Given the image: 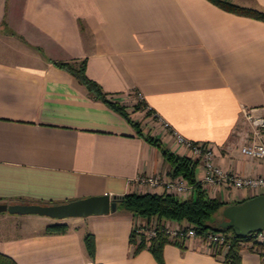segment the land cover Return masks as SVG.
Here are the masks:
<instances>
[{"label": "crops", "instance_id": "1", "mask_svg": "<svg viewBox=\"0 0 264 264\" xmlns=\"http://www.w3.org/2000/svg\"><path fill=\"white\" fill-rule=\"evenodd\" d=\"M231 1L264 9V0ZM81 58L85 73L125 104L137 126L56 63ZM138 93L144 105L133 109ZM242 105L264 111L263 19L213 0H0V201L120 196L148 190L137 175L173 176L160 147L143 135L179 153L152 110L184 136L208 142L228 172L264 173V156L242 151L249 139ZM201 167L197 160L196 178ZM249 195L246 186L216 194L230 202ZM37 215L45 214L0 210V252L18 264H160L145 238L134 250L140 215L128 208L45 218L43 228L22 232ZM15 219L17 234L8 230ZM55 221L66 229L46 231ZM239 243L241 264H264L260 246ZM223 251L195 236L164 242L162 257L164 264H234Z\"/></svg>", "mask_w": 264, "mask_h": 264}, {"label": "trees", "instance_id": "2", "mask_svg": "<svg viewBox=\"0 0 264 264\" xmlns=\"http://www.w3.org/2000/svg\"><path fill=\"white\" fill-rule=\"evenodd\" d=\"M218 5L235 11L257 17L264 20V9L245 6L232 2L231 0H213ZM56 63L69 71H71L81 82H83L87 89L95 96L107 101L112 107L117 109L120 113L129 118L134 125H138V120L131 118L128 111L125 108V104L116 99H110L106 96V92L102 90L97 81L90 78L85 73V59L81 58L77 61L57 60ZM144 103L138 98L133 104L132 108H142ZM149 110V109H148ZM147 111V110H146ZM140 131V129H138ZM141 132V131H140ZM146 139L152 143H155L160 147L163 155L171 165L173 174L181 173L192 184V190L187 196H179L172 192L165 190L161 191H128L117 197V206L125 207L131 210L134 214L142 217H148L154 215L157 217L158 222L164 221L166 218L177 219L183 222H188L190 225L197 228L199 232L206 229H222L229 233L226 239L227 245L215 244L213 248L214 253H219L224 248V258L234 264H241L239 247L240 241L250 237L251 232L238 235L233 232L230 226L221 227L218 221L222 217L220 209L221 207L230 202L223 200L216 195H209L201 182L195 176V164L196 159L179 154L173 150H170L168 146L162 144L161 140L151 133L143 134ZM245 198V197H244ZM243 199V198H241ZM241 199L235 200L239 201ZM41 202H50V200H39ZM67 227V223L63 221L50 222L45 225L46 231H64ZM138 235L139 239L136 241L135 237ZM130 240L135 242L134 250L145 245L144 235L136 233L133 229L131 231ZM173 240L179 244H182L181 239L169 237L162 229L150 238L147 247L152 252L154 257L160 264H164L162 257V246L164 242ZM83 241L85 248L89 255L94 251V238L91 231H86L83 235ZM0 264H18L13 258L7 254L0 252ZM90 264H103L101 262Z\"/></svg>", "mask_w": 264, "mask_h": 264}, {"label": "built area", "instance_id": "3", "mask_svg": "<svg viewBox=\"0 0 264 264\" xmlns=\"http://www.w3.org/2000/svg\"><path fill=\"white\" fill-rule=\"evenodd\" d=\"M142 94L138 93L137 98L141 99ZM149 108V106H147ZM241 112L249 129V139L242 146V151L248 156H264V111L257 106H241ZM151 117L155 125L162 131L167 132L173 137L175 145L180 154L186 155L191 159L201 162L202 169L197 179L209 195H216L221 187L228 186L234 190H239L243 186L250 189L252 194L264 192V173L260 174H233L225 170L222 166L214 162V151L208 142L193 140L181 134L171 123L164 118L158 111L152 110ZM135 179L145 184L148 190L157 191L159 185L162 189L172 192L179 196H187L192 190V184L181 173L166 177L157 173H147L137 175ZM135 232L143 234L147 243L159 229H162L169 237L188 241L195 236L208 244L212 249L215 244L227 245L226 239L229 233L222 229H206L199 232L196 227L188 222L177 219L166 218L162 222L157 221V217L150 215L148 217L139 216L134 223ZM245 241L250 245L260 246V252L264 253V227L251 231L250 237L239 240Z\"/></svg>", "mask_w": 264, "mask_h": 264}, {"label": "water", "instance_id": "4", "mask_svg": "<svg viewBox=\"0 0 264 264\" xmlns=\"http://www.w3.org/2000/svg\"><path fill=\"white\" fill-rule=\"evenodd\" d=\"M117 205V197L109 193L91 194L60 202H13L0 201V210L37 212L54 217L105 213ZM219 226H230L238 235L264 227V192L254 193L239 201L224 204L220 209Z\"/></svg>", "mask_w": 264, "mask_h": 264}, {"label": "rangeland", "instance_id": "5", "mask_svg": "<svg viewBox=\"0 0 264 264\" xmlns=\"http://www.w3.org/2000/svg\"><path fill=\"white\" fill-rule=\"evenodd\" d=\"M136 100V99H135ZM135 114H138V113H135ZM136 116H140V115H136ZM152 118V117H151ZM152 121H153V123H154V120H153V118H152ZM148 124H150V123H148ZM41 214H43V213H41ZM38 217L36 218V219H28V220H30V221H28L27 220V223L28 224H26V225H23L22 227H21V230H22V232H25V231H29V230H31L33 227H35V228H37V229H40V228H43V219H45V218H54V216H51V217H47V214H45V215H37ZM48 216H50V215H48ZM16 221V225H14V226H11L12 228L10 229H8L9 231H13L15 234H17L18 232H19V230H20V228H18V224H19V222L18 221H20V219H15ZM48 221H50V219L48 220ZM5 224V226L6 227H10V224L8 223V224H6V223H4Z\"/></svg>", "mask_w": 264, "mask_h": 264}]
</instances>
